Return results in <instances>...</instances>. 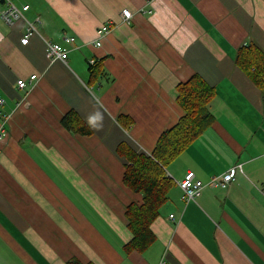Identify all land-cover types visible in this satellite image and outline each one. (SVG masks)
<instances>
[{"label": "crops", "instance_id": "1", "mask_svg": "<svg viewBox=\"0 0 264 264\" xmlns=\"http://www.w3.org/2000/svg\"><path fill=\"white\" fill-rule=\"evenodd\" d=\"M15 3L30 7L8 23L0 3V264H264V89L236 63L242 46L264 50V0ZM48 42L68 59L51 61ZM195 74L215 87V120L167 167L155 241L127 252L126 211L143 195L125 184L118 145L151 153L185 114L178 85ZM70 112L88 132L65 125ZM97 112L100 129L88 124ZM238 164L227 188L209 184ZM190 170L206 183L193 200L180 185Z\"/></svg>", "mask_w": 264, "mask_h": 264}, {"label": "trees", "instance_id": "2", "mask_svg": "<svg viewBox=\"0 0 264 264\" xmlns=\"http://www.w3.org/2000/svg\"><path fill=\"white\" fill-rule=\"evenodd\" d=\"M236 63L261 89H264V50L257 45L242 46L238 49ZM94 65H91V67ZM215 87L201 75L195 74L189 80L178 85V101L185 111L178 123L164 131L158 138L151 153L138 150L129 142L118 145L117 152L125 161L124 182L133 191L142 193L141 204L131 203L126 211L128 226L133 233L130 242L124 245L127 252L142 251L156 239L152 224L160 215L161 207L169 199V190L173 185L168 176V165L215 120L210 104L215 97ZM120 120L124 125L132 124ZM77 113L70 112L64 119L71 130L88 132L80 125ZM69 264L83 263L79 259L70 260Z\"/></svg>", "mask_w": 264, "mask_h": 264}, {"label": "built area", "instance_id": "3", "mask_svg": "<svg viewBox=\"0 0 264 264\" xmlns=\"http://www.w3.org/2000/svg\"><path fill=\"white\" fill-rule=\"evenodd\" d=\"M2 0H0L1 3ZM16 0H4V3H6L7 8L1 11V15L5 19L6 22L11 23L16 19H20L23 17V11L29 9L30 5H24L23 8H19L16 3ZM147 4H150L153 2V0H145ZM147 12L152 13V10H147ZM132 11L130 9H125L122 12V17L125 21H129L132 17ZM112 27V24H106L102 25L97 29V33L99 36H106ZM36 31L34 24H31L28 28L27 34L22 38V43L27 44L29 42L30 35H32ZM65 40L67 42H73L76 40L75 37H66ZM97 45L101 44V41L98 40L96 42ZM47 56L51 61L55 60H63L66 61L69 57L68 49L66 46H64L62 43L59 42H48L47 43ZM92 65L95 64V60L91 59L90 62ZM37 78L36 74L31 75L30 80L26 79H19L18 85L21 88L27 87L29 84H31L35 79ZM4 102V99L0 97V104ZM5 128L2 126L0 129L1 135L6 134ZM1 152V149H0ZM238 170H242V165L238 164L231 168H229L227 171L223 172L222 174H219L217 176H214L211 181L209 182L210 185L214 186H220L223 188H227L233 181L236 179V174ZM180 185L184 191V198L187 200H193L196 198L197 195L200 194V191L204 186H206V183L202 181L201 179L196 177V174L194 171H188L183 178V180L180 182ZM264 193V189H263ZM171 217H174L172 214ZM161 264H169L167 261H162Z\"/></svg>", "mask_w": 264, "mask_h": 264}, {"label": "clouds", "instance_id": "4", "mask_svg": "<svg viewBox=\"0 0 264 264\" xmlns=\"http://www.w3.org/2000/svg\"><path fill=\"white\" fill-rule=\"evenodd\" d=\"M102 120H103L102 114L97 112L96 114L89 116L88 124L90 127L94 129H100L103 127Z\"/></svg>", "mask_w": 264, "mask_h": 264}, {"label": "water", "instance_id": "5", "mask_svg": "<svg viewBox=\"0 0 264 264\" xmlns=\"http://www.w3.org/2000/svg\"><path fill=\"white\" fill-rule=\"evenodd\" d=\"M2 3L4 2V0L1 1Z\"/></svg>", "mask_w": 264, "mask_h": 264}, {"label": "rangeland", "instance_id": "6", "mask_svg": "<svg viewBox=\"0 0 264 264\" xmlns=\"http://www.w3.org/2000/svg\"><path fill=\"white\" fill-rule=\"evenodd\" d=\"M4 7V6H3Z\"/></svg>", "mask_w": 264, "mask_h": 264}]
</instances>
